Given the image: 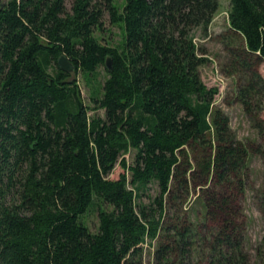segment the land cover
<instances>
[{
	"label": "trees",
	"instance_id": "1",
	"mask_svg": "<svg viewBox=\"0 0 264 264\" xmlns=\"http://www.w3.org/2000/svg\"><path fill=\"white\" fill-rule=\"evenodd\" d=\"M66 1L0 0V264H142L146 243L155 264H256L242 202L251 155L264 160V0L229 9L236 100L258 141L237 137L202 76L195 31L211 35L219 0ZM106 11L125 22L120 47L95 35ZM63 54L89 77L112 57L92 108Z\"/></svg>",
	"mask_w": 264,
	"mask_h": 264
},
{
	"label": "rangeland",
	"instance_id": "2",
	"mask_svg": "<svg viewBox=\"0 0 264 264\" xmlns=\"http://www.w3.org/2000/svg\"><path fill=\"white\" fill-rule=\"evenodd\" d=\"M99 4L105 0H95ZM67 8L72 10L74 0H67ZM127 0H115V4L123 8ZM220 6L211 24L209 37H204L202 31H195V40L200 48L201 54L209 57V62L201 67L204 81L209 86H218L220 92L215 99V105L223 109L231 119V127L238 138L258 141L257 130L252 126L251 119L244 111L243 105L236 100L237 79L241 77L239 73H231L233 58L230 49L237 48L242 42L240 34L235 35L230 28L229 9L230 0H219ZM96 37L104 44L111 46H122L126 40L125 22L112 23L110 13L105 12L102 29H96ZM260 71L264 76V61L260 63ZM108 77L106 65L98 68L95 75L90 77L83 74L81 70L74 71L71 78L79 81L82 96L89 107L95 105L92 95ZM90 115L98 114L106 116L105 109H90ZM264 116V110H263ZM136 150L133 148L124 155L128 163H133ZM250 175L248 188L243 199L248 218V228L246 231V246L251 255L252 261L256 264H264V160L260 155L252 154L249 159ZM123 172L121 164H117L110 174L111 178H119ZM150 194H157L158 185L152 183ZM195 192L191 194V203L188 211L191 212L193 221L201 219L204 209L196 198ZM148 200V198H146ZM108 207L107 204L103 205ZM86 222L92 231L99 228V206H92L85 214ZM155 244H144L142 254V264H155ZM199 251V249H198ZM203 261V259L198 260ZM205 264V262H204Z\"/></svg>",
	"mask_w": 264,
	"mask_h": 264
},
{
	"label": "water",
	"instance_id": "3",
	"mask_svg": "<svg viewBox=\"0 0 264 264\" xmlns=\"http://www.w3.org/2000/svg\"><path fill=\"white\" fill-rule=\"evenodd\" d=\"M58 62L60 67L69 73H73L76 69L75 64L73 63L72 60H70V58L66 54L61 55ZM106 67L110 71L113 69L112 57H108L106 61Z\"/></svg>",
	"mask_w": 264,
	"mask_h": 264
}]
</instances>
